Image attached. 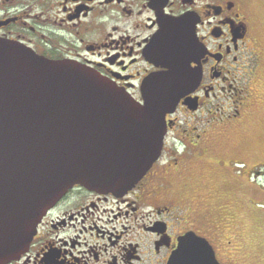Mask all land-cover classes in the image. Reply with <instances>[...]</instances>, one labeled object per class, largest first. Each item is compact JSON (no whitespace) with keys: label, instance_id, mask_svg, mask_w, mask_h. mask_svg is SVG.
Segmentation results:
<instances>
[{"label":"flooded vegetation","instance_id":"1","mask_svg":"<svg viewBox=\"0 0 264 264\" xmlns=\"http://www.w3.org/2000/svg\"><path fill=\"white\" fill-rule=\"evenodd\" d=\"M173 34L186 41L174 59L165 44ZM0 39L91 67L139 102L152 88L147 79L167 72L172 59L184 92L167 115L160 157L133 188L72 187L48 210L28 250L8 264H168L188 232L229 264L224 208L211 194L221 181L203 170L202 159L220 135L243 127L262 97L264 51L247 0H0ZM241 146L224 159L249 164L246 180L260 187L264 164L239 154Z\"/></svg>","mask_w":264,"mask_h":264},{"label":"water","instance_id":"2","mask_svg":"<svg viewBox=\"0 0 264 264\" xmlns=\"http://www.w3.org/2000/svg\"><path fill=\"white\" fill-rule=\"evenodd\" d=\"M183 35L165 42L170 58L185 47ZM172 59L147 79L142 103L91 67L0 39V264L28 250L48 210L75 185L124 193L150 170L184 94ZM168 264L224 263L188 232Z\"/></svg>","mask_w":264,"mask_h":264},{"label":"rangeland","instance_id":"3","mask_svg":"<svg viewBox=\"0 0 264 264\" xmlns=\"http://www.w3.org/2000/svg\"><path fill=\"white\" fill-rule=\"evenodd\" d=\"M247 10L252 19L253 32L264 51V0H247ZM259 70L263 81L262 97L252 107V115L240 130L220 135L209 155L202 159L203 170L211 176H219L218 183L221 181L212 186L211 194L213 200L218 205L221 202L224 208L221 238L225 236L224 226L228 227L229 243L223 260H228L229 264H264V178L260 179V187H251L246 180L247 171L252 169L249 164L246 167L233 166L224 159L233 146L242 143L239 154L242 152L245 157L260 160L255 162L256 167L264 164V61ZM244 141L250 145L244 146ZM261 169L264 170V167Z\"/></svg>","mask_w":264,"mask_h":264},{"label":"crops","instance_id":"4","mask_svg":"<svg viewBox=\"0 0 264 264\" xmlns=\"http://www.w3.org/2000/svg\"><path fill=\"white\" fill-rule=\"evenodd\" d=\"M226 262H228V260H227ZM228 263H229V262H228Z\"/></svg>","mask_w":264,"mask_h":264},{"label":"bare ground","instance_id":"5","mask_svg":"<svg viewBox=\"0 0 264 264\" xmlns=\"http://www.w3.org/2000/svg\"><path fill=\"white\" fill-rule=\"evenodd\" d=\"M220 237V236H219Z\"/></svg>","mask_w":264,"mask_h":264}]
</instances>
